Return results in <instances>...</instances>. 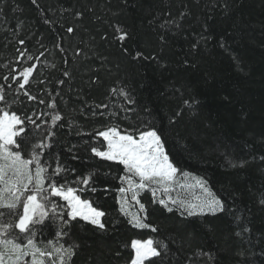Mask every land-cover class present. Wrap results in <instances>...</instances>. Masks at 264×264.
I'll use <instances>...</instances> for the list:
<instances>
[{
  "label": "trees",
  "instance_id": "trees-1",
  "mask_svg": "<svg viewBox=\"0 0 264 264\" xmlns=\"http://www.w3.org/2000/svg\"><path fill=\"white\" fill-rule=\"evenodd\" d=\"M0 89V109L35 121L24 119L12 148L37 154L45 189L71 187L105 213L104 229L70 220L46 192L31 236L40 249L72 246L69 264H129L132 241L151 239L160 255L145 264H264V0H0ZM150 123L177 174L203 183L223 211L188 216L145 191L144 210L132 202L149 227L122 213L126 171L92 149H105L101 131L138 135ZM0 213L1 225L18 219Z\"/></svg>",
  "mask_w": 264,
  "mask_h": 264
},
{
  "label": "snow or ice",
  "instance_id": "snow-or-ice-1",
  "mask_svg": "<svg viewBox=\"0 0 264 264\" xmlns=\"http://www.w3.org/2000/svg\"><path fill=\"white\" fill-rule=\"evenodd\" d=\"M67 31L71 33L74 30L68 28ZM117 31L121 33L119 39L124 40L127 33L119 28H117ZM20 43H23V41ZM137 55L141 54L137 53ZM34 67L35 65L26 67L19 74L22 77V81H17L19 89H24L25 85L29 83ZM65 75L68 74L65 73ZM12 78L16 79V77ZM5 79L8 78L5 77ZM2 92L3 90L0 89V101L4 100ZM24 94L29 100L36 99L27 92ZM121 94L126 95L123 92ZM129 102L131 103V101ZM40 103H44V101H40ZM184 104L189 105V101H184ZM49 107L54 108L55 104H49ZM180 115V112L176 113V117ZM24 119L35 124V121H32L30 117L21 118L15 112L10 113L0 109V207L8 209L11 214L18 217L14 224L0 225V233L4 234V238L0 239V264H21L26 256L31 257V264H45V259L53 256V251L57 254L59 264H69L74 255L72 246L46 251L40 249L31 238L33 227L47 215L45 202L48 201L49 196L45 193L59 196L67 201L69 209L67 216L70 220L80 217L98 228L104 229L105 225L102 223L101 217L105 213L92 207L89 201L81 200L79 196L75 195V190L71 187L65 188L63 185L57 187L56 184L50 183L48 188L45 189L44 182L50 177L46 175V169L37 156L33 155L31 159H24L20 151H13L10 147L17 145L16 138L25 134ZM60 119L59 114L52 117L53 121ZM35 126L39 128L38 124ZM53 135L54 133L51 131L48 132V136ZM98 135L107 141V150L99 151L93 148V153L108 160L119 161L128 172H134L141 179L139 184L141 189L147 188L149 183L166 185L177 171L169 159V153L166 151L167 142L164 139V133L156 127L155 123H150L146 129L140 130L138 139L134 138L135 133L121 134L116 127L101 131ZM48 146L50 145H41L40 147ZM34 162L35 173L33 174L29 166ZM60 171L61 168L58 165L53 174L58 175ZM122 179L124 178L122 177ZM82 182L87 184L88 178H83ZM201 187H203V183H201ZM92 190L95 191V189ZM204 190L207 191L206 188ZM120 191L124 192L125 189L121 188ZM165 191H167L166 188ZM153 194L155 195V192ZM133 199H135V196H133ZM160 203L165 204L163 200ZM173 203L176 202L173 201ZM261 203H264V201H261ZM18 206H22V213L18 211ZM181 207L187 209L188 216L203 214L206 211L215 214L217 211H223L224 209L222 202L215 197L205 198L198 204L181 202ZM140 208L144 210V205L141 204ZM168 210L172 211L170 208ZM3 215L4 213H0V216ZM133 220L136 227H149V225L143 224L139 218L134 217ZM63 223L67 225L69 221L65 220ZM9 229H18L19 234L13 236L12 239H8ZM153 230L155 231V229ZM57 235H66V233L58 232ZM25 237L26 243L23 242ZM17 240L21 242L18 243ZM49 244H52V241H49ZM131 247L135 251L131 264H144L145 260L160 255L158 248L154 246L151 239L146 241L133 240ZM202 255L210 254L202 253ZM53 264H56L55 259H53Z\"/></svg>",
  "mask_w": 264,
  "mask_h": 264
},
{
  "label": "rangeland",
  "instance_id": "rangeland-1",
  "mask_svg": "<svg viewBox=\"0 0 264 264\" xmlns=\"http://www.w3.org/2000/svg\"><path fill=\"white\" fill-rule=\"evenodd\" d=\"M121 134H124V133H121ZM100 138L105 142V149L102 151H106L107 150V141L102 136H100ZM134 138L138 139V135H135ZM13 146H15V145H13ZM13 146H10L12 150H13V148H12ZM33 155L37 156L36 153H33V154H31L30 159L32 158ZM98 157L105 159V160H108V159L100 157V156H98ZM108 161L119 163L124 168V170L126 171L127 177L125 178L124 188H123V189H125V191L124 192L120 191L118 202H119L120 209H121L122 213H124L134 225H135V222H134L133 218L134 217L138 218V214H137L136 209L133 208L134 203L132 201L136 202V207H140V203H138L137 196H139L141 193H143L145 191L146 192L149 191L150 192L149 194L151 196L159 197V202L161 200H163L165 202V204H167L169 202L173 203V201H175L176 203H173V204H175L176 206L183 209V211H185L186 213H187V209L185 207H181V202H184L185 204H198L201 200H203L205 198H211V195L208 192V190L205 191L204 190L205 187L204 186L201 187V183L198 180H195V179L188 177V176H179L177 174V172L172 176V178L167 182L166 185H161V184H157V183H149V186L147 188L141 189V188H139V184L141 183V179L138 175H136L134 172H128L126 170L125 166L123 164H121L119 161H113V160H108ZM29 167L32 170V173L34 174L35 173V162L33 164H31ZM165 188L167 189V191H165ZM154 192H155V195L153 194ZM133 196H135V199H133ZM55 197H59V196H55ZM59 198L61 201L64 202L65 206L68 209L67 201L63 200L61 197H59ZM22 199H23V197H22ZM1 209H6V208L0 207V210ZM48 210L50 212L55 213L56 212L55 205H53V204L49 205ZM22 211H23V209H22ZM22 211H21V213H22ZM204 213H210V212L206 211ZM76 219L88 222V221H86L80 217H77ZM88 223H90V222H88ZM13 236H15V234H9L7 236V238L12 239ZM3 238H4V234L0 233V239H3ZM17 242L19 243L21 241L17 240ZM23 242L26 243V237H25ZM133 253L135 256L134 249H133ZM145 261H144V264H145ZM25 262H26V264H31V257L30 256L24 257L21 264H25ZM45 264H53V256L46 258ZM129 264H131V263H129Z\"/></svg>",
  "mask_w": 264,
  "mask_h": 264
}]
</instances>
